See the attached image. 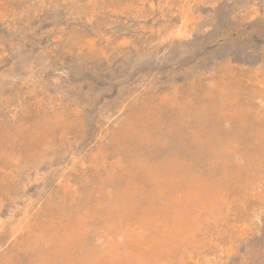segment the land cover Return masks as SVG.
<instances>
[{"label":"rangeland","instance_id":"rangeland-1","mask_svg":"<svg viewBox=\"0 0 264 264\" xmlns=\"http://www.w3.org/2000/svg\"><path fill=\"white\" fill-rule=\"evenodd\" d=\"M263 135L264 0H0V264H264Z\"/></svg>","mask_w":264,"mask_h":264},{"label":"bare ground","instance_id":"bare-ground-1","mask_svg":"<svg viewBox=\"0 0 264 264\" xmlns=\"http://www.w3.org/2000/svg\"><path fill=\"white\" fill-rule=\"evenodd\" d=\"M240 100V99H239ZM149 107V106H148ZM182 109V108H181ZM158 110V109H157ZM188 110V109H187ZM148 111V110H147ZM151 111H152V108H151ZM179 112V111H178ZM145 113V112H144ZM186 113V112H185ZM151 114V113H150ZM181 115V114H180ZM142 116V115H141ZM142 120V119H141ZM140 120V121H141ZM158 120V119H157ZM151 121V120H150ZM228 123V122H227ZM143 124V123H142ZM144 129V128H143ZM127 130V129H126ZM129 130V129H128ZM261 130V129H260ZM145 131V130H144ZM126 133V132H125ZM139 133V132H138ZM141 134V133H140ZM139 134V135H140ZM256 134H257V132H256ZM53 135V134H52ZM264 136V135H263ZM128 139V138H127ZM130 139V138H129ZM200 142V141H199ZM206 142V141H205ZM208 143V142H207ZM203 144H205V143H203ZM212 144V143H211ZM137 145V144H136ZM208 145V144H207ZM202 146V145H201ZM205 146V145H204ZM204 146H202V147H204ZM210 146V145H209ZM244 150V149H243ZM172 156V155H171ZM162 162V161H161ZM163 163V162H162ZM165 164V163H164ZM134 168V167H133ZM150 168H152V167H150ZM169 169V168H168ZM170 170V169H169ZM174 170V169H173ZM172 170V171H173ZM165 174V173H164ZM148 176H149V174H148ZM175 177V176H174ZM209 181V180H208ZM168 182V181H167ZM182 182H184V181H182ZM209 184V183H208ZM162 185V184H161ZM168 186V185H167ZM172 186V185H171ZM174 187V186H173ZM207 187V186H206ZM154 188V187H153ZM169 188V187H168ZM178 188V187H177ZM193 189V188H192ZM181 190V189H180ZM198 190V189H197ZM184 191V190H183ZM210 192V191H209ZM135 194V193H134ZM155 194V193H154ZM168 194V193H167ZM176 194V193H175ZM200 195V194H199ZM141 196V195H140ZM143 196V195H142ZM170 196V195H169ZM212 196V195H211ZM81 197V196H80ZM145 198V197H144ZM169 198V197H168ZM167 200V199H166ZM177 203V202H176ZM123 209V208H122ZM127 209V208H126ZM161 209V208H160ZM163 210V209H162ZM170 210V209H169ZM172 210V209H171ZM129 211V210H128ZM167 212V211H166ZM169 213V212H168ZM200 214V213H199ZM161 216V215H160ZM133 217V216H132ZM132 219V218H131ZM138 219V218H137ZM147 220V219H146ZM202 220V219H201ZM123 221V220H122ZM130 221H133V220H130ZM181 221V220H180ZM108 222V221H107ZM138 222V221H137ZM85 223V222H84ZM140 223V222H139ZM175 223V222H174ZM202 223V222H201ZM209 223V222H208ZM192 225V224H191ZM82 226V225H81ZM203 226V225H202ZM76 229V228H75ZM182 229V228H181ZM203 229V228H202ZM78 233V232H77ZM184 234V233H183ZM75 235V234H74ZM152 235V234H151ZM201 235V234H200ZM75 237V236H74ZM151 238V237H150ZM174 239V238H173ZM177 240V239H176ZM196 240V239H195ZM198 240V239H197ZM40 242V241H39ZM80 242V241H79ZM154 243V242H153ZM169 243V242H168ZM202 243V242H201ZM131 244V243H130ZM142 244V243H141ZM184 244V243H183ZM199 244V243H198ZM154 245V244H153ZM160 245V244H159ZM169 245V244H168ZM19 246V245H18ZM40 247V246H39ZM135 247V246H134ZM147 247V246H146ZM157 247V246H156ZM167 247H169V246H167ZM189 247V246H188ZM70 249V248H69ZM198 249V248H197ZM77 250V249H76ZM195 251V250H194ZM160 253V252H159ZM163 253V252H162ZM173 254V253H172ZM177 254V253H176ZM166 255V254H165ZM163 256H164V254H163ZM118 257V256H117ZM172 257V256H171ZM165 258V257H164ZM124 261H125V259H123ZM99 261V260H98ZM104 263V262H103ZM114 263V262H113ZM116 263V262H115ZM7 264V263H6ZM108 264V263H107ZM117 264H118V262H117ZM125 264V263H124Z\"/></svg>","mask_w":264,"mask_h":264}]
</instances>
